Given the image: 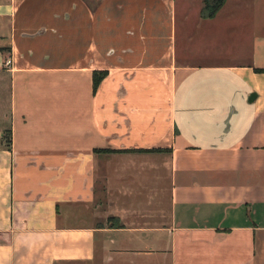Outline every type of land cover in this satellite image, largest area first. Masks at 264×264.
<instances>
[{
  "label": "crops",
  "instance_id": "obj_1",
  "mask_svg": "<svg viewBox=\"0 0 264 264\" xmlns=\"http://www.w3.org/2000/svg\"><path fill=\"white\" fill-rule=\"evenodd\" d=\"M202 6L0 0V264H264V0Z\"/></svg>",
  "mask_w": 264,
  "mask_h": 264
},
{
  "label": "rangeland",
  "instance_id": "obj_2",
  "mask_svg": "<svg viewBox=\"0 0 264 264\" xmlns=\"http://www.w3.org/2000/svg\"><path fill=\"white\" fill-rule=\"evenodd\" d=\"M180 0H177V3L179 4ZM96 79H104L106 77L105 71L100 72H94ZM92 73V85H93V74ZM105 75V76H104ZM9 87V81L8 80H0V142L6 147L7 149H10V131H11V121L9 119L10 117V89ZM56 127H53V130H55ZM44 133H47L44 131ZM39 137L35 139L34 144H26L27 140L23 139L22 137H19V143L21 145H25L28 149H31L32 146L36 147H42V148H49L51 147V139L49 137ZM35 158L34 160H36Z\"/></svg>",
  "mask_w": 264,
  "mask_h": 264
},
{
  "label": "trees",
  "instance_id": "obj_3",
  "mask_svg": "<svg viewBox=\"0 0 264 264\" xmlns=\"http://www.w3.org/2000/svg\"><path fill=\"white\" fill-rule=\"evenodd\" d=\"M226 0H202L203 6L201 9L202 17L206 19L213 18L223 7ZM106 75V73H105ZM104 75V76H105ZM102 79H96L93 74V91L97 89ZM103 152H111L110 150H102Z\"/></svg>",
  "mask_w": 264,
  "mask_h": 264
},
{
  "label": "built area",
  "instance_id": "obj_4",
  "mask_svg": "<svg viewBox=\"0 0 264 264\" xmlns=\"http://www.w3.org/2000/svg\"><path fill=\"white\" fill-rule=\"evenodd\" d=\"M5 64L8 66V65L10 64V61H9V60H7Z\"/></svg>",
  "mask_w": 264,
  "mask_h": 264
}]
</instances>
